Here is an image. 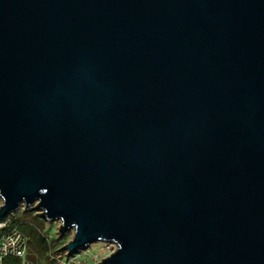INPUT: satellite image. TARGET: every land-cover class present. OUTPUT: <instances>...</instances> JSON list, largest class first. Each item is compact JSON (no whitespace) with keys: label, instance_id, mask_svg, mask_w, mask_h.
<instances>
[{"label":"water","instance_id":"95a60500","mask_svg":"<svg viewBox=\"0 0 264 264\" xmlns=\"http://www.w3.org/2000/svg\"><path fill=\"white\" fill-rule=\"evenodd\" d=\"M0 200L98 264H264V0H0Z\"/></svg>","mask_w":264,"mask_h":264},{"label":"built area","instance_id":"2783aa9c","mask_svg":"<svg viewBox=\"0 0 264 264\" xmlns=\"http://www.w3.org/2000/svg\"><path fill=\"white\" fill-rule=\"evenodd\" d=\"M58 223L60 226V222ZM98 244L101 248L95 255L80 251L71 256L63 250L61 245L53 252H49L44 261L37 263L31 260L27 235L17 228H10L9 221L6 224H0V264H7L9 259H15L18 264H98L101 259L109 256L116 249L113 242H98Z\"/></svg>","mask_w":264,"mask_h":264},{"label":"trees","instance_id":"16d2710c","mask_svg":"<svg viewBox=\"0 0 264 264\" xmlns=\"http://www.w3.org/2000/svg\"><path fill=\"white\" fill-rule=\"evenodd\" d=\"M44 221L37 218L33 213L24 212L20 217H11L9 220L10 228H17L29 238L30 250L39 257H43L49 252H53L57 247L61 246L57 240L48 242L42 234ZM30 251V252H31ZM31 252V260L34 262L39 259L34 258ZM7 264H18L15 259L7 260Z\"/></svg>","mask_w":264,"mask_h":264},{"label":"rangeland","instance_id":"374dc122","mask_svg":"<svg viewBox=\"0 0 264 264\" xmlns=\"http://www.w3.org/2000/svg\"><path fill=\"white\" fill-rule=\"evenodd\" d=\"M0 204H1V200H0ZM23 213H24V210H23V207L21 206L16 212H14L9 217V220L11 217H20ZM31 213H33V215L37 217L36 212H31ZM37 218H39V217H37ZM58 228H59V223L57 221H50V222L44 221L43 228H42L41 232L46 237L48 242L57 240L59 243H62V245H64L71 239L72 233L66 232L63 236L59 237ZM100 248H101V246L98 243H94L83 251H86L88 254L95 255L100 251ZM31 252H32V254H34L33 255L34 258L39 259V261H37V263L44 261L47 254H48L47 253L43 257H39L38 255L33 253V251H31Z\"/></svg>","mask_w":264,"mask_h":264}]
</instances>
